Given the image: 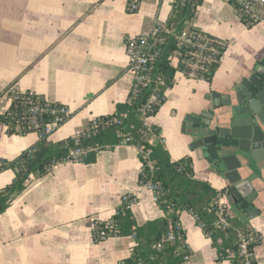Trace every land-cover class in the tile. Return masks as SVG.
Returning a JSON list of instances; mask_svg holds the SVG:
<instances>
[{"label":"crops","instance_id":"1","mask_svg":"<svg viewBox=\"0 0 264 264\" xmlns=\"http://www.w3.org/2000/svg\"><path fill=\"white\" fill-rule=\"evenodd\" d=\"M0 0V111L9 100L5 89L43 95L67 106V118L46 139L55 142L80 133L95 117L109 114L126 99L133 75L124 38L163 25L174 0ZM193 25L225 43L210 81L176 71L157 112L155 125L171 159L192 158L194 176L219 190L221 182L203 169L182 132L183 118L207 105L206 95L244 74L264 55V20L240 18L227 0H202ZM38 141L34 131L8 132L0 122V161L15 159ZM138 149L127 143L100 149L93 161L65 160L32 177L0 213V264H119L130 254L133 235L93 238L94 221L109 218L131 195L136 223L163 215L151 190L138 182ZM15 170L0 169V187ZM219 201L226 204L221 193ZM180 227L188 248L184 264H230L217 259L211 239L193 215L182 211ZM258 233L255 264H264V222L248 220Z\"/></svg>","mask_w":264,"mask_h":264},{"label":"trees","instance_id":"2","mask_svg":"<svg viewBox=\"0 0 264 264\" xmlns=\"http://www.w3.org/2000/svg\"><path fill=\"white\" fill-rule=\"evenodd\" d=\"M138 1L128 0V9L134 10L129 5L135 3L137 6ZM201 1L174 0L169 15L163 25H158L152 40L157 53L147 67L150 81L132 85L126 99L117 102L111 113L93 118L74 136L50 142L45 135L15 159L0 161V169L10 167L15 170L13 180L0 187V213L32 177L46 173L57 162L68 160L69 148L82 149L83 154L78 161L90 162L100 149L112 148L120 143L132 144L138 149L142 163L138 182L155 185V202L163 215L138 224L129 208L132 200L121 202L109 218L95 221L93 238L99 240L96 234L100 230H104L107 236L133 235L130 254L119 264H184L186 249L179 216L182 211H187L211 239L217 259L228 258L230 264H244L245 256L240 251L241 238L250 235L247 248L253 251L259 241L258 233L247 229L245 220L227 214L224 206L221 214L227 224L216 223L221 191L207 180L194 176L189 154L171 159L158 127L145 122L147 116L157 112L164 100V91L172 84L176 71L210 81L219 65L225 43L193 25L196 7ZM182 33L191 41H185ZM203 40L207 43L200 49ZM12 87L9 85L5 89L9 103L6 109L0 111V122L6 125L8 132L33 131L28 110L33 103L45 109L36 115L40 127L53 119L49 109L59 103L48 101L41 94ZM152 95L155 99L150 100ZM169 233H173V240H168ZM158 242L161 246L156 248ZM250 261L255 264L253 256Z\"/></svg>","mask_w":264,"mask_h":264},{"label":"water","instance_id":"3","mask_svg":"<svg viewBox=\"0 0 264 264\" xmlns=\"http://www.w3.org/2000/svg\"><path fill=\"white\" fill-rule=\"evenodd\" d=\"M205 100L183 118L188 147L221 182L230 215L264 222V55Z\"/></svg>","mask_w":264,"mask_h":264},{"label":"built area","instance_id":"4","mask_svg":"<svg viewBox=\"0 0 264 264\" xmlns=\"http://www.w3.org/2000/svg\"><path fill=\"white\" fill-rule=\"evenodd\" d=\"M229 1L236 13L240 16V18L247 20L249 22H255L259 20H264V0H227ZM130 8H136L135 3H131L129 5ZM158 25H154L147 33L143 34H132L128 35L124 38V48L128 55V66L133 75L132 85H136L139 83L146 84L150 81V76L147 73L148 65L155 59L157 50L152 46L153 37L158 30ZM167 31L166 29H164ZM182 37L187 42L191 41V38L185 36L182 33ZM207 41L203 40L200 43V49L206 45ZM199 55V54H198ZM194 66H196L194 64ZM13 89H16L12 87ZM155 99V95H152L150 100ZM29 123L32 127L33 131L36 133L38 139L47 135L53 128H55L58 124L63 122L68 116V108L66 105L59 103L57 106L49 109L50 113L53 115V119L46 123L43 127H40L38 121L36 120V115L45 110L44 107L40 106L38 103H33L29 107ZM83 154V150L80 148H69L68 150V160L78 161ZM144 186L153 192L155 189V185L151 182L144 183ZM155 198V197H154ZM132 200L131 195L125 193L121 197V202H130ZM223 206L226 208L227 214H230L226 205L219 201V209H218V218L215 221L218 224H227V220L224 215L221 214V210ZM95 224V221H94ZM96 236L98 239H103L107 237L104 230H100L97 232ZM168 240H173V233H169L167 236ZM249 236H243L240 242V251L244 254L245 260L244 264H251L250 258L253 256V251L248 250L247 243L250 241ZM183 244L184 241H183ZM161 246V242L156 244V248ZM186 253L184 254V259L188 258V248L185 244Z\"/></svg>","mask_w":264,"mask_h":264}]
</instances>
